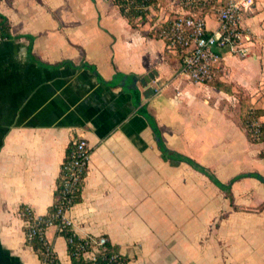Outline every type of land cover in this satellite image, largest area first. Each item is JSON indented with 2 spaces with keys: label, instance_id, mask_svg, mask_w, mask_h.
I'll return each mask as SVG.
<instances>
[{
  "label": "crops",
  "instance_id": "1",
  "mask_svg": "<svg viewBox=\"0 0 264 264\" xmlns=\"http://www.w3.org/2000/svg\"><path fill=\"white\" fill-rule=\"evenodd\" d=\"M159 13L134 27L111 0H0V264L41 263L21 208L47 214L79 137L92 152L68 213L78 235L108 236L126 264H264V141L241 119L242 98L264 111V0L243 20L250 55L224 54L231 92L180 72L147 33ZM160 141L223 185L164 159ZM46 236L69 264L66 238L54 226Z\"/></svg>",
  "mask_w": 264,
  "mask_h": 264
},
{
  "label": "built area",
  "instance_id": "2",
  "mask_svg": "<svg viewBox=\"0 0 264 264\" xmlns=\"http://www.w3.org/2000/svg\"><path fill=\"white\" fill-rule=\"evenodd\" d=\"M256 0H179L180 11L175 15L165 11L158 0L156 24L160 25L159 34L165 41L166 51L181 60V73L196 83L220 80L225 74V52L245 58L250 55L248 43L252 40L244 28L246 14L253 11ZM147 10L148 18L155 7L144 5L137 7ZM211 13L217 21V27L208 26L205 15ZM142 24L141 17L137 19ZM6 39L0 34V42ZM253 127L259 122L253 121ZM258 135V130L255 132ZM91 147L84 137L74 138L69 145L62 162L60 172L61 189L54 199L57 210L50 216H35L26 221V237L32 246L37 238L41 244L36 250L40 264H55L57 255L48 241L46 232L56 227L58 233L66 238L69 264H126L124 254L118 250L106 235H78L68 213L76 204L88 174ZM33 247V246H32Z\"/></svg>",
  "mask_w": 264,
  "mask_h": 264
},
{
  "label": "trees",
  "instance_id": "3",
  "mask_svg": "<svg viewBox=\"0 0 264 264\" xmlns=\"http://www.w3.org/2000/svg\"><path fill=\"white\" fill-rule=\"evenodd\" d=\"M111 1L113 2L114 5H116L119 8L120 12L128 19L129 23L132 24V26H134V27L139 26V24L137 22L138 17H141L142 21L145 22L147 19L146 18L147 14L149 13V11L140 10L137 7L138 6H144V5H152L153 7H156V4L158 2V0H111ZM153 16L154 17L151 21L152 28L149 29L147 33L153 37L161 38L160 34H159L160 25L156 24L158 16L156 14H154ZM9 29H10V26H9V22H8L7 18L0 14V34L5 36V37H10ZM177 58L180 60L179 57H177ZM116 78H117V76H116ZM206 84H210V85L218 87L219 89H222L224 91L231 92V87L229 85L225 84L224 82L219 81V80H213V81L207 82ZM241 103H242L241 119H242L244 127L247 130L248 137L250 138V140L252 142H263L264 141V122H262L260 120V118L263 115L264 111L259 109V108H255L247 98H242ZM149 117L152 121V124L154 126L156 133L160 136V132L158 130V126H157L155 119L152 116H149ZM255 120L259 122L258 127L252 126V123ZM256 130H258L257 136L255 135ZM160 148L162 151L163 158L170 161L172 164L176 165L180 161L188 162L194 168H196V169L202 171L203 173L207 174L212 180H214L219 185H223L217 179V177L212 173V171H210L208 168L202 166L201 164H199L194 159H192L186 155H183L181 153H178L176 151L171 150L170 148H168L166 146V144L163 141H160ZM60 189H61V182H60V176H59L58 182H57V187H56V192H55V197L60 192ZM226 192L232 198L230 190L228 189V190H226ZM80 200H81V192H80L79 197L77 198L76 203H78ZM56 210H57L56 203L55 204L53 203L52 206L49 208L47 214L44 216L48 217L52 213H54ZM21 213H22V216L24 217L25 220L31 219L32 214H31V212H29V208L22 207ZM31 221H32V219H31ZM26 230H27V227H26ZM32 246L35 250H38L40 248L41 244L38 242L37 238L34 239ZM54 263L55 264H61L60 261L58 260V258H56ZM125 263H127L126 257H125Z\"/></svg>",
  "mask_w": 264,
  "mask_h": 264
},
{
  "label": "rangeland",
  "instance_id": "4",
  "mask_svg": "<svg viewBox=\"0 0 264 264\" xmlns=\"http://www.w3.org/2000/svg\"><path fill=\"white\" fill-rule=\"evenodd\" d=\"M162 1H166V3H167V5H168V3L170 4H172L173 5V7H174V11H172V9H170L169 10V12L171 13V14H173V15H175L176 13H177V9H176V7H179V0H162ZM171 5V6H172ZM210 23V22H209ZM211 24V23H210ZM212 25V24H211Z\"/></svg>",
  "mask_w": 264,
  "mask_h": 264
},
{
  "label": "water",
  "instance_id": "5",
  "mask_svg": "<svg viewBox=\"0 0 264 264\" xmlns=\"http://www.w3.org/2000/svg\"><path fill=\"white\" fill-rule=\"evenodd\" d=\"M155 74H156L155 71L150 72V73L144 78L143 82H144V83H146V82H150L152 79L155 78Z\"/></svg>",
  "mask_w": 264,
  "mask_h": 264
}]
</instances>
